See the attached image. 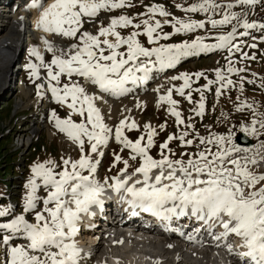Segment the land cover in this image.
Listing matches in <instances>:
<instances>
[{
	"label": "snow or ice",
	"instance_id": "snow-or-ice-1",
	"mask_svg": "<svg viewBox=\"0 0 264 264\" xmlns=\"http://www.w3.org/2000/svg\"><path fill=\"white\" fill-rule=\"evenodd\" d=\"M260 2L261 0H231L227 3L224 0H197L182 10L206 14L223 11L222 19L209 18L207 21L216 28L230 24L233 20H240L231 11L237 5L252 7ZM126 6H131V0H54L47 7H44L41 0H31L29 8L39 10L36 24L38 30L61 39L79 41L66 47H57L42 37L45 51L53 54L50 63H45L40 49L33 47L30 56L35 57L39 65L31 61L27 65L30 78L34 80L41 78V69L46 70V87L53 101L66 105L70 110L66 119L59 118L55 111L51 113V118L56 128L77 146L79 155L75 160L63 159V168L59 172L55 171L57 166L51 160L32 167V177L25 186L28 193L24 212L35 211L40 199L37 191L41 186L47 191L46 198L42 200L43 211L36 212L35 223H29L25 215L0 223V232L22 234L27 240L24 246L7 247L4 253L7 259L0 264H82L89 260L90 255L82 253L76 242L80 231L78 224L81 215H89L93 206L103 207L101 197L106 187L117 193H124L123 199L131 209L132 216H137L140 212L148 213L166 225H170L173 219L194 218L208 231L215 241V247L226 248L231 255L238 256L243 264H264V174L252 171L253 167L264 162V152H261L264 141L253 151L239 147L233 142L231 134L224 136L213 133L208 137H201L195 133L192 123L185 124L182 113L177 110L178 101L172 98L175 92L193 103L192 92L199 93L200 99L193 111L196 116L202 117L205 112L204 93L217 85L215 96L218 99L224 90L234 85L230 76L245 71L235 67L233 55L240 53L242 60L256 59L254 55L249 56L247 52H243L241 44L235 43L238 35L250 36L248 30L264 32V23H249L244 20L240 25L244 32L238 34L233 27L227 35L215 37V44H206L203 37L197 36L190 43L185 41L149 48L138 37L146 36L149 45L157 44L161 39H169V34L158 33L157 30L162 29V25L155 17L167 18L170 13L160 5H152L143 14L146 18L141 23H133L128 16L120 15L111 18L107 27L101 25L97 34L81 31L84 23L95 22L101 11L110 12ZM165 22H168L167 19ZM205 23L174 19L171 27L174 33H190L205 28ZM129 26L135 30L127 37L121 36L117 29ZM108 37H113L115 42ZM248 47L254 49L257 44L253 43ZM125 48L126 51L122 50ZM225 49L229 53L225 58L226 70L217 69L215 80L204 77L207 84L203 88H192L195 81L188 74L173 76L170 78L172 81H182V84L169 88L166 94L158 97L157 106L167 104L177 128L184 126L178 134L168 135L167 140L159 145V159L150 154L158 135L156 128L145 124V134L133 141L125 134V130L139 131V125L130 116L120 119L115 128L105 122V115L98 106V102H106L105 94L116 98L125 96L146 84L152 79L154 72L162 73L174 68L185 57ZM202 75L195 74L196 80ZM62 76L68 77L69 83L61 86ZM74 76L90 83L93 94H89L80 83L72 82L71 78ZM240 80L239 90L243 93V77ZM247 82L254 83L251 80ZM44 88V83L36 85L38 95ZM96 89L99 95L94 94ZM186 90H189L187 94ZM136 107L141 105L137 103ZM245 109L251 110L254 118L244 131L253 136H264V113H258L257 107L246 101H241L236 108L238 112ZM74 115L81 118L79 123L73 120ZM165 127L166 125H161L160 130L163 131ZM189 129L192 130L191 133ZM190 135L199 141L203 150L196 152L194 156L183 153L181 158H172L174 153L169 147L170 143L176 140L181 146L190 147L194 144V139H188ZM113 139L120 145L121 152L129 151V159L114 154L111 168L120 163L123 168L116 176L106 177L101 184L96 178L100 164L97 157L105 155L102 149L109 147ZM239 153L246 154L237 158L236 154ZM185 155L188 156L187 160L183 158ZM138 159L139 167L135 168L132 176L121 179L128 172L129 160ZM154 171L158 174L153 179ZM136 175L141 178L129 184ZM9 214L7 209H0V217ZM215 227L222 229L218 235L214 231ZM199 234L198 228H193L188 234L181 233L189 243L203 247L204 241ZM11 235H4L0 243L9 245ZM230 236L240 240L236 251L227 243ZM221 241L224 243L221 244ZM116 264L120 262L117 261ZM153 264H160V261H154Z\"/></svg>",
	"mask_w": 264,
	"mask_h": 264
},
{
	"label": "rangeland",
	"instance_id": "rangeland-1",
	"mask_svg": "<svg viewBox=\"0 0 264 264\" xmlns=\"http://www.w3.org/2000/svg\"><path fill=\"white\" fill-rule=\"evenodd\" d=\"M196 2L197 0H131V6H126L122 9H115L110 12L101 11L100 14L96 17L95 22L84 23L81 31H88L92 34H97L98 29L101 25L107 27L111 18L119 17L120 15L128 16L133 20V23H141V20L146 18L143 14L146 12L147 8L152 5H160L170 13L169 17L167 18L160 16L155 17L156 19H159L161 21L162 25V29L157 30L158 33H160L161 35L169 34V39H162L164 43H159L151 46L147 43L146 36L138 37L140 42L145 47L149 48L158 47L160 45L180 44L185 41L190 43L197 36L203 37L204 43L206 44H215L217 42L215 37L219 35H227L233 30V27L236 28L238 34L242 33L238 31L243 29L240 25L244 20H247L249 23H264V0H261L260 3L252 7H242L237 5L231 11L239 16L240 20H233L230 24L217 26L216 28H213L210 23H207V21L209 20V18L215 20L222 19L223 11L217 10L215 14L196 12L194 13L196 15L191 16L188 12L182 10L190 7ZM224 2H231V0H224ZM224 11H226V9ZM16 14H18V10L16 11ZM166 19L168 21L167 23L165 22ZM174 19L206 22L205 28L196 29L195 31L190 33H174V29L171 27V23H174ZM27 27H31L30 29H32V26H28V23L25 28ZM117 30L120 32L121 36L127 37L135 29L129 26L128 28ZM256 31L257 30H255L252 34H250V36L247 37L238 35V38L235 41V43L241 44L243 52H247L249 56L254 55L256 59L242 60L240 53H235L233 55L232 59L236 61L235 67L239 69H245V71L240 72L239 75L230 76V78L235 82L234 85L224 90L223 94L218 99L215 96L217 85H213L210 90L204 93L205 112L202 117L196 116L195 112L193 111V109L199 102V93L192 92L193 103H189L186 99L180 97L175 92H173L172 97L173 99L178 101L177 110L182 113V118L185 120V124L192 123L195 126V133H198L199 136L208 137L210 134L215 133L217 135L224 136H228L229 134H231L232 138H234L236 133L244 134L245 136L251 137L253 139L252 146L246 147L253 149V151L259 148L261 141H264V136H253L246 133L244 131V128L251 125V121L254 118L253 113L249 109L238 112L236 108L237 106H239L241 101H246L249 104H254V106L258 109V113H264V86H262L264 85V32H259V35H256ZM77 35L79 36V33ZM101 39H103V37H101ZM108 39L112 42H115L113 37H108ZM72 43H79V41L77 39H71L68 41L69 45ZM253 43L257 44L256 48L253 49L248 47V45H251ZM24 44V46L19 47L14 62L15 64L12 66V68H9L11 69L12 77L9 81L7 78L6 82H4V80L0 82V129L2 130L0 141L7 139L6 137L10 136L11 134H13L12 137H14V140L11 138V142L1 149L0 153L3 154V156H1V163L4 159H7L8 156H13L14 158L15 154L19 152L20 156L18 157L16 162L21 165L19 178H15L13 177V175H11L9 179L4 180V183H6L8 180L12 182V186L9 187L11 197H8L6 199L9 203L8 211L10 214L6 217H0V223L10 222L18 215H25L29 223H35L36 212L43 211L42 200L46 198L47 191L41 186L37 191V196L40 199L37 202L35 211L27 213L24 212L25 200L22 201V199L26 196L24 197L23 192L27 193L28 189L24 188L25 182L24 180L20 179V176H24L26 174L25 170L27 169L26 165L28 164V160L26 158L28 151L26 150V141H38L43 145H55L57 149L56 152L59 156L58 159H72L79 153L77 146L71 143V141L68 140L67 136L64 133H61L56 128L51 116H48L47 111L49 107L50 109L54 110L57 116L61 119H66L70 110L66 105H60L53 101L51 93L47 90L46 87V70H40L41 78L39 80L30 78V72L27 68L28 63L31 61L32 63H36L39 65V61H37L35 57L30 56V50L33 48V46L36 47L37 42L35 41V39L33 40V38H29L25 41ZM122 50L126 51V48ZM8 51L11 53L12 48H10V50ZM42 55L44 56L45 63H50L53 54L45 51ZM228 55L229 53L225 49L206 53L201 52L199 54H196V56L191 55L185 57L182 59V61H184L182 66L175 71V74L173 72L171 74V77L179 76L181 74H188L192 78V80L195 81L192 84V88H203L207 84V80L204 79V77H207L208 80H215V71L217 69L226 70L227 60L225 58ZM197 73L203 74L199 80H196L195 74ZM240 77H243L244 79L243 93H241L239 90V85L241 83ZM1 78L2 76H0V79ZM20 78L28 83L26 84V89L28 90V96L26 97L23 96L20 92ZM161 78L162 77H160V79ZM71 80L72 82H77L80 84L82 83L83 85H81L85 87L86 91H88L89 94L91 93L89 89L91 88L90 85H86L85 81H82L80 77L74 76L71 78ZM250 80L254 81V83L247 82ZM181 82L182 81L167 82V84L163 88V91L161 92V95L166 94L169 88L179 87L182 84ZM41 83L45 84V88L42 90L41 94L38 95L36 85ZM65 83H69V78L66 76H62L61 86ZM151 88L152 86L145 87V90L141 93V96H155V93ZM188 91L189 90H186V94ZM33 92L35 93L33 94ZM31 93L33 94L32 96H30ZM132 98L134 97H130V99H123L124 103H129V101L133 100ZM8 103L11 105L9 110H12L8 114V116L5 117L3 114L4 107ZM157 105L158 102L155 97L149 104L147 103L137 108L130 117H133L132 119H134L139 125V131L128 132L127 130H125V134L129 139L135 141L139 138L140 134H145V124H150L152 127L156 128L158 135L155 137V147L151 150L150 154L154 158L159 159V145L167 140L168 135L178 134L180 130H183L184 126L182 125L179 129L177 128L175 124V118L168 112L167 104H161L159 107ZM23 112L27 113V115L23 116ZM102 113L105 115V122L108 123L109 126L115 128V126L119 123L118 120H114L113 117L110 116L108 111L102 110ZM190 117L191 120H189ZM72 118L77 123H79L81 119L77 115H74ZM20 121H22V123H20ZM161 125H166L163 131L160 130ZM189 132L191 133L192 130L189 129ZM188 139H194V144L190 147H183L176 140L170 143L169 147L172 149V153H174V156H172V158H181V155L183 153H188L189 155L194 156L196 152L203 150V146L199 145V141L195 140V137L193 135H190ZM20 143H24V145L21 146ZM6 150L9 151L7 154L5 152ZM213 151H215V148L213 149ZM261 152H264V149H261ZM42 153L44 154L43 150ZM104 153L105 155L103 157H97V159L100 160V164L97 168L96 178L99 179L102 177V180L103 176L104 179L106 177H113V174L123 167V164L120 163L117 164L115 168H111V165L114 161V154L121 155L123 159H129L130 155L128 150H124L123 152H121L120 145H118L114 141V139L110 141L109 147H107V150ZM239 154L245 155L246 153ZM239 154H236L237 158L241 156H239ZM247 155H252V153H247ZM183 158L187 160L188 156L185 155L183 156ZM51 161H54V158H52ZM39 163L40 162H36L34 160L29 163L30 177L28 178L26 183H28L29 179L32 177V167ZM41 163H45V161ZM3 165H1L0 168L1 172H3L5 169V166ZM129 165L130 167L128 170H135V168L139 167V159L137 161L129 160ZM110 168L111 171H109ZM263 168L264 162H261L258 166L253 167L252 171L256 172L257 174H263L259 170ZM110 180L111 179H109V181ZM38 183H40V181H38ZM20 192L22 195L21 197L18 196ZM53 206L54 205H49V207ZM45 215L47 214L45 213ZM4 235L11 234L0 232V240H2ZM26 244L27 240L24 236H22V234L11 235L9 245L5 246L0 243V262L6 261L7 259L4 254L7 247L24 246ZM104 249L105 246H103L102 251ZM192 262L198 264L195 260H192Z\"/></svg>",
	"mask_w": 264,
	"mask_h": 264
},
{
	"label": "bare ground",
	"instance_id": "bare-ground-1",
	"mask_svg": "<svg viewBox=\"0 0 264 264\" xmlns=\"http://www.w3.org/2000/svg\"><path fill=\"white\" fill-rule=\"evenodd\" d=\"M53 2L54 0H49L47 2V5L44 7H47L49 4ZM30 10L33 11L37 9H30ZM36 14L33 16L32 25L28 23V26H32V29H30L31 27L25 28V19H24V16L21 14L20 18H17V16L15 15V19L7 21V23H5L2 30H0V76H2V78L0 79V82L3 80L4 82H6L7 78L9 81L10 78L12 77V72H11V69L9 68H12V66L15 63L14 61L12 62V55L8 50L12 48V52L13 54H15L16 51L19 50V47L25 43L26 39L27 40L29 38L30 39L33 38V40L35 39V41L37 42L36 47L40 49L42 54L45 52V47L43 43L41 42L42 37L47 38L51 43H53L57 47L67 46L65 44L66 39H61L59 37L46 34L43 31L38 30L36 28V24L39 19V14L37 16ZM163 75H164L163 72L162 73L154 72L152 74L151 82L153 83V85H151L152 86L151 89L155 93V96H151V95L141 96L140 95L141 89L138 88L135 91L127 94V96L134 97L132 98L133 100L129 101V103H124V100H120L118 102V99H120L121 97L116 98V97H111L105 94L104 100L106 102H98V106L101 108V110L108 111L110 116L113 117L114 120H118L119 122L120 119L124 118L125 116H131L134 113V111H136L137 103H139L141 106L147 103L149 104L152 101V99L155 97L158 102V97L161 95L163 88L165 87L167 82L172 81L170 79L171 78L170 73L164 76ZM160 76H162L161 79H159ZM155 81L156 83H154ZM20 83H21L20 92L22 93L23 96L25 97L28 96V90L22 84V81ZM156 89H159V91L157 92ZM90 92H91L90 94H93V89ZM94 94L99 95L98 89L95 90ZM241 148H245V147H241ZM106 149L107 148H104L102 149V151L105 152ZM240 155L241 154H239V156ZM259 170L260 172L264 174V168L259 169ZM153 177H154V174H153ZM140 178L141 177L139 175L132 177V179H135V180L140 179ZM98 180L101 182L102 177L99 178ZM129 209L130 208L128 207L127 210ZM88 239H89L88 237H84L85 241ZM103 244H104V238L101 237L99 239L98 244L92 247L91 249L93 253L95 254V256L100 258L101 261H105L106 256L110 255L113 252L112 249H110L111 251L109 252V254H108V251H106V249L102 251V248L104 246ZM197 249H203V252L199 253L197 252ZM215 249L216 248H212V247L195 246L193 244H190L187 247H184L182 249H177L176 247H173L172 245L171 247L166 246L164 249H162V255H160L161 258L158 261H160V264H196L192 262V260L193 261L195 260L198 264H213L216 262L214 260V255H213L214 254L213 250ZM142 250H143V247L141 245L137 246L135 247L134 250H132L133 253L124 252V254H126L128 258L112 259L110 257V261L115 262V263L119 261L120 264H153V262L156 261L157 256L153 257L154 253H143ZM95 259L97 260V258ZM93 261H94V258H90L89 260L84 261L82 263L93 264Z\"/></svg>",
	"mask_w": 264,
	"mask_h": 264
},
{
	"label": "water",
	"instance_id": "water-1",
	"mask_svg": "<svg viewBox=\"0 0 264 264\" xmlns=\"http://www.w3.org/2000/svg\"><path fill=\"white\" fill-rule=\"evenodd\" d=\"M235 142L238 145H242V146H250L251 145V141H249L248 139H246L242 134H239L235 137Z\"/></svg>",
	"mask_w": 264,
	"mask_h": 264
},
{
	"label": "trees",
	"instance_id": "trees-1",
	"mask_svg": "<svg viewBox=\"0 0 264 264\" xmlns=\"http://www.w3.org/2000/svg\"><path fill=\"white\" fill-rule=\"evenodd\" d=\"M8 143V140L7 141H1L0 142V151H1V149H2V147H4L6 144ZM9 174H6V173H3L2 175H0V179L1 178H4L5 176H8ZM1 184V183H0ZM3 190L1 189V186H0V192H2ZM6 194H9V193H6ZM3 202H5L4 200H2ZM4 204H6V203H4Z\"/></svg>",
	"mask_w": 264,
	"mask_h": 264
}]
</instances>
